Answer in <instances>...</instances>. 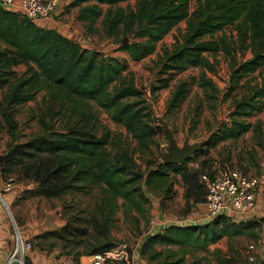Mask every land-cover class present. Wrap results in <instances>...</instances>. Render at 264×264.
I'll return each instance as SVG.
<instances>
[{
    "label": "trees",
    "instance_id": "16d2710c",
    "mask_svg": "<svg viewBox=\"0 0 264 264\" xmlns=\"http://www.w3.org/2000/svg\"><path fill=\"white\" fill-rule=\"evenodd\" d=\"M132 0H75L69 8L79 7L78 19L84 23L86 33L97 32V24L106 36L122 42L131 61L140 63L156 52L157 45L180 23L187 22L186 33L161 59L163 72L171 78L154 93L169 86L172 76L190 68L209 66L206 55L220 51L214 39L229 27H236L242 44L249 42L253 58L239 65L233 74L242 78L264 68V0H136L134 10H123L121 3ZM95 4H87V3ZM83 4H87L84 5ZM101 5L109 6L103 13ZM132 36L136 42L124 43L123 38ZM22 65L26 72L18 74L15 68ZM126 66L117 58L83 49L57 31L43 29L37 23L22 18L18 12L0 5V90L7 87L3 104L18 107L35 99L38 92L46 89L51 96L79 103H95L118 125L125 128L142 149L148 150L154 138L162 133L160 125H153L144 103H136L141 92L135 77L118 83ZM206 86H212L205 81ZM188 90L181 84L174 92L171 108H178ZM264 106V85L252 92L238 109L251 110L246 115L261 111ZM62 113L67 116L68 127L64 132L51 130L25 144H14L0 170L4 176L19 169L20 176L38 184L36 194L57 197L63 193L85 192L100 186L103 192L115 199L122 198L134 205L136 196H144L148 190L168 193L180 176L185 187L184 198L188 206L205 203L206 190L200 181L201 171L189 167L192 161L210 155L228 139H236L248 132L250 126L242 125L224 131L208 140L205 146L187 162L179 165L159 163L146 174L140 172L127 152L112 155L108 151L109 135L98 137L89 122L78 116L76 108ZM85 116V115H82ZM204 174V173H202ZM171 180V182H169ZM141 183L145 189L141 187ZM108 202V200H106ZM109 203V202H108ZM234 217L220 214L215 218L195 224H169L150 235L140 247V255L151 254L157 260L164 252L160 248L179 247L189 243L206 249L225 237H239L260 228V223L248 221L237 224ZM78 229L64 226L58 231H48L36 236L41 242L53 239L66 242L78 237ZM251 233V234H252ZM83 231L81 236L87 235ZM107 247L96 249L93 254L105 252ZM182 250V251H181ZM170 251L159 264H187L176 259ZM79 257L70 264H80ZM224 259L220 264H233ZM198 264V263H190Z\"/></svg>",
    "mask_w": 264,
    "mask_h": 264
},
{
    "label": "rangeland",
    "instance_id": "374dc122",
    "mask_svg": "<svg viewBox=\"0 0 264 264\" xmlns=\"http://www.w3.org/2000/svg\"><path fill=\"white\" fill-rule=\"evenodd\" d=\"M135 5L136 0H132L118 7L134 10ZM101 8L106 13L109 6L101 5ZM102 21L103 17L93 35L79 29V43L82 47H89L90 51L117 58L126 66L118 83L134 75L136 87L142 94L138 100L132 101L144 103L153 125L162 127L160 119H163L174 132L180 147L185 141L206 144L214 136L236 129L241 124L250 126L247 133L211 149L212 158L209 155L199 158L192 161L189 167L198 169L201 174L211 175L208 168H212L211 163H217L220 169H236L244 175L264 181V106L261 111L251 115L244 114L251 111L246 107L237 108L251 97L255 89L264 85V68L241 80L235 78L233 71L253 58L249 42L241 43L236 27H229L214 37L219 42L220 51L206 55L209 66L176 73L167 88L154 93L155 87L159 89L163 80L171 78L170 74L163 72L161 59L166 50H171L182 40L187 22L180 23L159 42L153 55L135 63L125 51L120 50L122 42H116L104 34ZM124 39L129 43L137 41L132 36ZM26 70L24 65L15 68L18 74ZM205 81H210L212 86H206ZM181 84L188 90L186 98L178 108H171L173 94ZM7 91V87L0 90V103H3ZM3 106L0 114V154L9 153L14 144H25L51 130L64 132L70 113L67 116L62 113L61 119L60 108H76L79 114L75 116L76 119L82 117L85 123L90 121L98 137L109 135L111 143L108 151L112 155L127 152L143 174L163 162V155L168 148L163 130L154 138L148 150L142 149L125 128L116 124L95 103L74 105V102L62 100L60 96H51L46 89L38 92L35 99L26 104ZM18 170L7 176L0 173V194L3 199L4 195L10 193L15 195V203L10 208L7 206L13 233L11 251L15 248L17 233L34 246L33 252L23 259V264H34L36 259H50L54 261L52 264H68L69 259L76 257H79L80 264H87L90 262L89 257L95 255L93 251L103 247H107V250L97 254H105L107 264H159L170 251L177 254L176 259H185L187 264H220L224 259L233 261V264H251V246L256 248L254 264L264 261L260 253L264 245V225L258 230V236L249 231L239 237H225L206 249L189 243L181 248L186 251L185 254L180 252L179 247H172L160 248L164 254L157 260L150 258L151 254L140 255L141 245L150 235L158 232L159 228L153 223L157 222L158 215L178 222L187 218L200 221V211L186 204L179 180H175L174 187L168 193L148 190L147 196H136L133 205L122 198L115 199L105 194L100 186H93L85 192L63 193L57 197L37 195L38 184L22 178ZM8 185L12 189L9 192L5 190ZM141 187L145 189L142 183ZM151 196L157 204L151 202ZM3 207L6 208L4 203ZM66 225L78 229L77 238L66 242L53 239L41 242L35 239L41 233L58 231ZM83 231L88 234L81 236ZM115 253L114 260H110L109 257ZM18 259L22 261L21 256Z\"/></svg>",
    "mask_w": 264,
    "mask_h": 264
},
{
    "label": "built area",
    "instance_id": "2783aa9c",
    "mask_svg": "<svg viewBox=\"0 0 264 264\" xmlns=\"http://www.w3.org/2000/svg\"><path fill=\"white\" fill-rule=\"evenodd\" d=\"M16 0H0V5L12 9ZM60 0H20L18 14L34 23H47L53 21ZM15 11V10H14ZM200 181L205 186V206L209 219L215 218L225 211L234 214L247 215L255 210L256 195L260 180L256 177L244 175L236 169L223 168L217 170L213 175L201 174ZM5 190L11 191L10 185ZM157 226L156 222H153ZM34 250L32 243L24 241L17 233V239L13 252L9 255L7 264H23L25 256L30 255ZM249 260L251 264L256 262V248L250 247ZM123 249L120 250L122 252ZM115 254L110 260H114ZM18 256H21L20 261ZM87 264H107L108 258L105 254H95L89 257Z\"/></svg>",
    "mask_w": 264,
    "mask_h": 264
},
{
    "label": "crops",
    "instance_id": "0c3cea01",
    "mask_svg": "<svg viewBox=\"0 0 264 264\" xmlns=\"http://www.w3.org/2000/svg\"><path fill=\"white\" fill-rule=\"evenodd\" d=\"M75 0H62L60 2V5L56 11V16L53 21L47 22V23H37L41 28L43 29H51L54 31H57L58 33L62 34L67 39L80 44V31L79 29L86 32L84 23L81 22L78 19V11L79 7L75 8H69V4ZM19 4L20 0H16L15 7L12 8V10L19 11ZM84 6V4H83ZM98 27V24H97ZM81 45V44H80ZM82 47V46H81ZM83 49L90 50L89 47H82ZM230 141H233V139H230ZM225 144L222 142L219 144L216 148L222 146ZM210 158L211 154L209 155ZM210 164V163H209ZM212 168L209 167L208 170H210L211 175H213L217 170H219V165L216 163H211ZM198 168V165L196 166ZM178 180L182 184V194H185V187L182 182L181 177H178ZM0 190H2V182L0 181ZM15 195L13 193L4 195V201L10 208L15 203ZM180 197L183 198L181 195ZM151 202H154V204H157L156 200H153L152 196L150 197ZM1 202V201H0ZM192 209L196 210L198 209L200 212L198 213L200 216V221H194L192 218H187L185 221H176L175 219H168L164 216L157 217V228H164L166 225L169 224H178V225H185V224H195L198 222L207 221L209 219L207 214V209L205 206V203H200L193 205V202L191 201ZM8 208V209H9ZM3 207V203H0V264H7L9 255L11 254L12 244H13V233L11 230V224L9 219V210ZM161 214V213H160ZM227 216L234 217L233 221L237 224L246 223L248 221H254L260 223L261 226L264 225V181L260 180V184L258 187L257 195H256V207L255 210L247 215H239L234 214L231 211H225L224 213ZM260 226V227H261ZM158 229V230H159ZM260 228H256L253 230L252 235L258 236V230ZM264 242V241H263ZM260 253L262 257H264V245L260 250ZM54 262V261H53ZM50 259H36L34 261V264H52L53 263ZM73 260L69 259V263H72Z\"/></svg>",
    "mask_w": 264,
    "mask_h": 264
},
{
    "label": "water",
    "instance_id": "95a60500",
    "mask_svg": "<svg viewBox=\"0 0 264 264\" xmlns=\"http://www.w3.org/2000/svg\"><path fill=\"white\" fill-rule=\"evenodd\" d=\"M124 43H127V39H124ZM160 121L162 123V130L168 140V148L162 158L163 163L167 165H179L185 163L205 146V142L190 143L189 141H185L183 146L180 147L174 132L170 129L168 124L164 122L163 119H160ZM5 158L6 156L4 154H0V170L2 169L5 163ZM0 200L4 203V205L8 209L1 194H0ZM260 264H264V261L261 262Z\"/></svg>",
    "mask_w": 264,
    "mask_h": 264
},
{
    "label": "bare ground",
    "instance_id": "6f19581e",
    "mask_svg": "<svg viewBox=\"0 0 264 264\" xmlns=\"http://www.w3.org/2000/svg\"><path fill=\"white\" fill-rule=\"evenodd\" d=\"M8 206V205H7Z\"/></svg>",
    "mask_w": 264,
    "mask_h": 264
}]
</instances>
